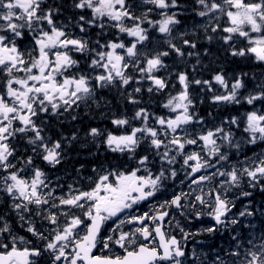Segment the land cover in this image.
Here are the masks:
<instances>
[{"label":"snow or ice","instance_id":"snow-or-ice-1","mask_svg":"<svg viewBox=\"0 0 264 264\" xmlns=\"http://www.w3.org/2000/svg\"><path fill=\"white\" fill-rule=\"evenodd\" d=\"M0 264H264V0H0Z\"/></svg>","mask_w":264,"mask_h":264},{"label":"trees","instance_id":"trees-1","mask_svg":"<svg viewBox=\"0 0 264 264\" xmlns=\"http://www.w3.org/2000/svg\"><path fill=\"white\" fill-rule=\"evenodd\" d=\"M259 198V197H258Z\"/></svg>","mask_w":264,"mask_h":264}]
</instances>
